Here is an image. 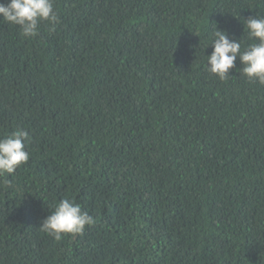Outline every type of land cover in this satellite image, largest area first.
<instances>
[{
    "label": "trees",
    "instance_id": "trees-1",
    "mask_svg": "<svg viewBox=\"0 0 264 264\" xmlns=\"http://www.w3.org/2000/svg\"><path fill=\"white\" fill-rule=\"evenodd\" d=\"M29 39L0 24V264H264V85L206 71L215 26L264 0H54ZM33 62V63H25ZM10 181V183H9ZM69 199L81 235L40 231Z\"/></svg>",
    "mask_w": 264,
    "mask_h": 264
},
{
    "label": "clouds",
    "instance_id": "clouds-1",
    "mask_svg": "<svg viewBox=\"0 0 264 264\" xmlns=\"http://www.w3.org/2000/svg\"><path fill=\"white\" fill-rule=\"evenodd\" d=\"M244 21L247 37L253 43L241 50V38L230 39L226 31L215 26L209 36L210 44L206 47L213 49L206 56V71L223 81L229 78V73L239 60V75L250 82L264 85V16L256 14ZM58 22L54 0H0V24L14 28L23 38L36 37L43 23L54 26ZM29 139L28 132L24 130H16L0 139V177L5 174L12 176L28 162L26 144ZM94 222V218L83 211L80 204L66 198L53 205L51 214L40 222L39 229L58 241L66 235L83 234Z\"/></svg>",
    "mask_w": 264,
    "mask_h": 264
}]
</instances>
